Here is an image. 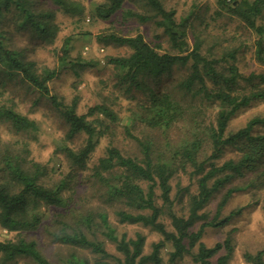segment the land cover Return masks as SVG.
I'll use <instances>...</instances> for the list:
<instances>
[{"label": "trees", "instance_id": "16d2710c", "mask_svg": "<svg viewBox=\"0 0 264 264\" xmlns=\"http://www.w3.org/2000/svg\"><path fill=\"white\" fill-rule=\"evenodd\" d=\"M125 1L106 0L96 4L92 16L109 20L121 10ZM140 1L151 15L130 13V16L141 22L153 21L177 54L161 52L160 44L151 46L141 34L130 37L100 35L97 39L129 48L128 55L108 56L105 62L116 70L118 84H124L125 93L134 90L143 95L136 119L162 133L166 139L163 148L151 138L133 136L126 129L128 137L137 145L138 155L125 156L115 146H109L92 173L101 204L79 212L70 208L68 198L63 196L66 181L45 186L41 182L40 166L32 163L26 167L24 157L15 153L9 144L5 145L0 149V235H14L15 239L0 241V264H11L20 259H27L32 264H55L42 253L36 241L23 237L45 225L46 213L52 208L64 210L51 221L55 231L47 229L52 242L90 250L98 256L94 264H163L162 250L166 247L170 249L167 260L171 263L190 256V264H229L234 252L229 236L211 247L202 243L201 238L206 227L223 226L234 215L231 213L219 219L222 208L235 191L241 190L240 187L224 193L215 217L210 221L202 211L231 180L244 177L246 172L257 171L259 167L264 169V115L249 119L234 133L228 131L229 122L239 110L252 102L264 101V75L243 77L240 74L234 64L239 49L227 51L219 58L208 57L202 53V41L198 37L190 48L183 25L185 20L178 22L175 11L165 9L161 0ZM217 2L220 11L239 18L255 34L254 55L264 64V25L257 24L264 2ZM42 4H50V7L39 12L37 7ZM55 10L70 16L82 14L81 6L75 0H0V124H7L18 133L37 130L33 119L15 110L14 104L3 102L10 84L22 86L25 92L37 94L34 103L46 99L56 110L67 126V139L85 135L84 144L78 150L63 148L72 166L83 167L103 134L102 118L114 123L117 121L115 113L98 104L90 107L86 114H77L76 100L65 104L49 90L56 70L38 69L13 42V38L21 40L27 33L33 41L53 38L55 26H52L51 12ZM71 48L68 37L57 52L61 67L70 64ZM178 67H186L187 73L171 90H164L162 80ZM254 78H258L263 87L254 85L246 93L240 82H250ZM209 109L216 110L213 120L208 118ZM183 123L186 127L183 137L176 145L171 144L168 132ZM228 147L236 148L239 158L217 165ZM183 176H188L189 182L195 178L193 192L188 186H180ZM182 202L185 211L176 212L175 207ZM110 210L117 223L150 228L161 239L145 252V237L142 234L135 237H127L125 233L119 235L111 223ZM199 222L202 223L194 230ZM99 236L114 244L116 255L106 250ZM243 258L247 264H264V251L246 252ZM58 261V264H91L76 253H69Z\"/></svg>", "mask_w": 264, "mask_h": 264}, {"label": "rangeland", "instance_id": "374dc122", "mask_svg": "<svg viewBox=\"0 0 264 264\" xmlns=\"http://www.w3.org/2000/svg\"><path fill=\"white\" fill-rule=\"evenodd\" d=\"M105 1L75 0L82 8L81 15L70 16L56 10L51 12L55 35L49 41H33L29 38V33L21 40L13 38L15 46L22 50L27 59L34 61L38 69L56 70L57 75L49 83V90L65 104L76 100L77 114H86L90 107L98 104L105 105L115 113L117 121L114 123L99 117L102 118L105 128H103V134L99 138L95 150L83 167L72 166L65 157L63 148L78 150L84 144L85 135L79 134L72 139H67L66 124L46 99L40 100L38 104L34 103L37 94L27 93L22 86L13 84L8 86L2 98L4 103L14 104L15 110L33 119L38 128L36 131L18 133L7 124H0V149L9 144L15 153L24 157L26 167H30L32 163L38 164L43 172L41 182L45 186H51L60 180L66 181L67 188L63 192V196L68 198L69 207L79 212H86L101 204L100 192L93 180L92 173L98 159L104 156L109 146H115L125 156L138 155L137 145L128 137L126 129L133 136L143 139L151 138L159 148H163L166 140L160 131L150 129L139 119H136L139 115V105L143 101V95L134 90L131 93H125L124 84H118L116 70L105 62V58L108 56L128 55L129 48L114 43L101 42L97 37L109 34L130 37L141 34L151 46L160 44L161 52L177 54V51L170 48L162 29L157 28L153 21L141 22L136 17L130 16V13L146 17L151 15L140 0H126L121 10L109 20L96 19L92 16V9L96 4ZM262 1L264 2V0ZM161 2L165 9L175 11L178 22L185 20L183 25L190 48L193 46L194 39L198 37L202 41V53L208 57L219 58L227 51L239 49L234 64L238 67L240 74L243 77L264 75V64L257 61L254 55L255 34L239 18L228 12L220 11L217 0H161ZM48 7L50 4H42L37 7V10L41 12L47 10ZM51 8L54 10V7L51 6ZM257 24L264 25V6L262 14L257 19ZM11 34L14 35L13 32ZM68 37L71 38L72 46L69 53L70 64L61 67L57 52ZM81 63L88 65L79 66ZM186 73V67L174 69L169 77L162 80L164 90H171L174 83ZM240 85L246 93L254 85L263 87L258 78H254L250 82L241 81ZM215 112L216 110H208L209 120H213ZM262 115H264V101L252 102L249 106L239 110L231 119L228 131L234 133L243 127L249 119ZM185 130L184 123L174 126L168 132V141L176 145L183 137ZM239 156L240 153L236 148L228 147L217 161V165H221L229 159H238ZM193 179L189 182L188 176H183L180 186H188V190L193 192L196 188L195 178ZM236 186L241 190L232 194L222 208L219 219H223L231 213L234 215L223 226L206 227L201 241L211 247L229 236L234 245V252L229 264H247L243 258L244 253L264 251L263 167H259L254 172H246L244 177L231 180L213 196L202 212L205 213L207 221H210L215 217L217 205L224 193ZM183 200L186 201V197ZM182 206H184V202L175 207L176 212L181 209L185 211ZM58 212H64V210L52 208L47 211L45 225L34 232L23 234V237L26 240L36 241L42 253L55 264L59 263V258H65L69 253H76L94 264L98 256L91 253L90 250L61 246L52 242L47 229L55 231V226L51 221ZM109 214H111V223L116 227L119 235L125 233L127 237H135L136 234H142L145 237V252L150 251L152 243L161 239V236L150 228L141 225L119 224L113 218L111 210ZM164 219L168 225L166 217ZM201 223L199 222L194 230L198 229ZM5 239L13 240L15 236L2 233L0 241ZM100 240L104 241L105 248L111 255L117 254L114 244L102 237ZM169 250L168 247L162 250L163 264H190V256H185L173 263L169 262L167 260ZM11 264L32 263L27 259H20Z\"/></svg>", "mask_w": 264, "mask_h": 264}, {"label": "built area", "instance_id": "2783aa9c", "mask_svg": "<svg viewBox=\"0 0 264 264\" xmlns=\"http://www.w3.org/2000/svg\"><path fill=\"white\" fill-rule=\"evenodd\" d=\"M231 0H226V2H230Z\"/></svg>", "mask_w": 264, "mask_h": 264}]
</instances>
